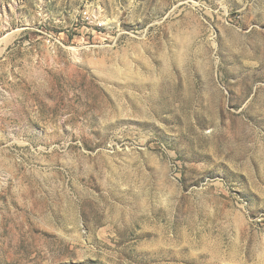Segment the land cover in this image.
I'll list each match as a JSON object with an SVG mask.
<instances>
[{"label":"rangeland","instance_id":"obj_1","mask_svg":"<svg viewBox=\"0 0 264 264\" xmlns=\"http://www.w3.org/2000/svg\"><path fill=\"white\" fill-rule=\"evenodd\" d=\"M0 264H264V0H0Z\"/></svg>","mask_w":264,"mask_h":264}]
</instances>
